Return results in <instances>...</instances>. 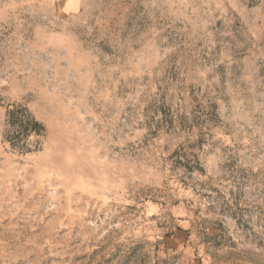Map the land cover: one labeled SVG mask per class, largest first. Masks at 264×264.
Returning <instances> with one entry per match:
<instances>
[{
	"label": "rangeland",
	"instance_id": "obj_1",
	"mask_svg": "<svg viewBox=\"0 0 264 264\" xmlns=\"http://www.w3.org/2000/svg\"><path fill=\"white\" fill-rule=\"evenodd\" d=\"M0 264H264V0H0Z\"/></svg>",
	"mask_w": 264,
	"mask_h": 264
},
{
	"label": "crops",
	"instance_id": "obj_2",
	"mask_svg": "<svg viewBox=\"0 0 264 264\" xmlns=\"http://www.w3.org/2000/svg\"><path fill=\"white\" fill-rule=\"evenodd\" d=\"M66 6L69 8L76 7L81 4L82 0H64Z\"/></svg>",
	"mask_w": 264,
	"mask_h": 264
}]
</instances>
